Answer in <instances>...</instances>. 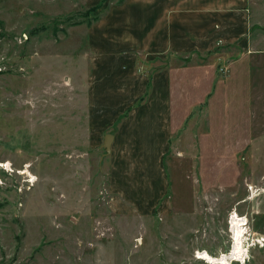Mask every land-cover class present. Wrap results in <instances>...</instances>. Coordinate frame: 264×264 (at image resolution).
Wrapping results in <instances>:
<instances>
[{
    "label": "rangeland",
    "instance_id": "374dc122",
    "mask_svg": "<svg viewBox=\"0 0 264 264\" xmlns=\"http://www.w3.org/2000/svg\"><path fill=\"white\" fill-rule=\"evenodd\" d=\"M102 1L0 0V162L10 161L0 164V264H225L198 252L233 249V211L248 224L246 258L232 263L264 264V0H247L241 35L217 51L165 54L179 127L154 210L159 179L131 193L137 206L112 191L102 143L118 124L91 129L89 75L102 53L91 44L103 38L95 16L123 0L84 16ZM150 60L139 51V72ZM144 168L153 175L157 165ZM145 179L128 178L127 189Z\"/></svg>",
    "mask_w": 264,
    "mask_h": 264
},
{
    "label": "crops",
    "instance_id": "0c3cea01",
    "mask_svg": "<svg viewBox=\"0 0 264 264\" xmlns=\"http://www.w3.org/2000/svg\"><path fill=\"white\" fill-rule=\"evenodd\" d=\"M247 3V0H123L108 9L101 17L103 23L93 28L103 38L96 40L99 44H91L92 49L102 52L89 75L91 105L96 113L91 119V129L101 134L118 124L117 129L104 135V139L108 133L114 135L110 174L111 188L116 195L130 199L137 206L132 200L135 194L131 193L155 178L160 182L151 186L149 196L155 195L150 209H156L158 201L166 198L169 181L164 159L173 146V133L179 123L175 124L174 109L176 67L171 56L165 57V54L195 51L201 55L202 51L215 49L219 42H226V38L230 41L238 38ZM107 34L112 35L110 40ZM115 35L118 37L114 40ZM139 51L153 55L148 71L138 70ZM188 81L185 75L178 81L181 98L187 95L185 83ZM199 81L197 78L192 83ZM200 93L196 92L195 98ZM97 115L102 118L97 120ZM143 156L145 161L137 164ZM152 164L157 169L148 175L144 167ZM132 176L146 178L136 186V191L128 190L125 182Z\"/></svg>",
    "mask_w": 264,
    "mask_h": 264
},
{
    "label": "bare ground",
    "instance_id": "6f19581e",
    "mask_svg": "<svg viewBox=\"0 0 264 264\" xmlns=\"http://www.w3.org/2000/svg\"><path fill=\"white\" fill-rule=\"evenodd\" d=\"M2 165H7L10 167V161L1 163ZM29 166V165H28ZM31 174V173H30ZM33 179L31 178L30 181H33L36 177L31 174ZM248 222L246 221L245 217L240 216V214L237 211H233L231 215V230L233 232V249L230 252H222L221 254L215 256L211 254L207 250L199 251V258H202L204 260H207L211 263H218L222 262L225 264H233V260H245L246 258V250L244 245V236L246 232V226ZM259 242V241H258Z\"/></svg>",
    "mask_w": 264,
    "mask_h": 264
},
{
    "label": "water",
    "instance_id": "95a60500",
    "mask_svg": "<svg viewBox=\"0 0 264 264\" xmlns=\"http://www.w3.org/2000/svg\"><path fill=\"white\" fill-rule=\"evenodd\" d=\"M113 137L114 135L112 133H108L102 144V146L106 149L107 153L111 152V145H112Z\"/></svg>",
    "mask_w": 264,
    "mask_h": 264
},
{
    "label": "trees",
    "instance_id": "16d2710c",
    "mask_svg": "<svg viewBox=\"0 0 264 264\" xmlns=\"http://www.w3.org/2000/svg\"><path fill=\"white\" fill-rule=\"evenodd\" d=\"M104 1H106V0H103L102 2H100L99 4H97L96 6H94V7L90 8V9L86 10V12L83 13L84 16L90 18V17L92 16V13H93L95 10L99 9L100 6L102 5V3H103ZM100 18H101L100 16H98V17L95 16V21H98ZM90 24L92 25V23H90ZM91 25H90V26H91ZM212 51H217V50H212Z\"/></svg>",
    "mask_w": 264,
    "mask_h": 264
},
{
    "label": "built area",
    "instance_id": "2783aa9c",
    "mask_svg": "<svg viewBox=\"0 0 264 264\" xmlns=\"http://www.w3.org/2000/svg\"><path fill=\"white\" fill-rule=\"evenodd\" d=\"M257 241H259L260 242V240L258 239ZM261 243V242H260Z\"/></svg>",
    "mask_w": 264,
    "mask_h": 264
}]
</instances>
